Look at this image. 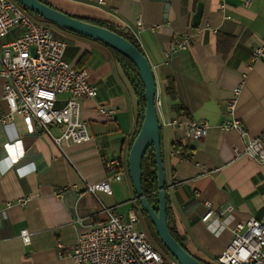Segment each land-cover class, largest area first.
Here are the masks:
<instances>
[{
	"label": "crops",
	"instance_id": "1",
	"mask_svg": "<svg viewBox=\"0 0 264 264\" xmlns=\"http://www.w3.org/2000/svg\"><path fill=\"white\" fill-rule=\"evenodd\" d=\"M43 1L68 16L128 34L149 61L160 101L157 118L170 226L190 255L214 264L229 248L236 223L264 219V164L234 155V148L264 132V61L251 60L252 49L264 45V0H168L165 19V4L153 0ZM198 4L202 15L193 29ZM128 28L137 32L132 35ZM52 31L77 48L72 57L65 52V60L86 70L89 84L98 90L94 100L80 102L91 139L56 145L37 126L31 132L20 116L0 123V264H74L68 254L79 235L105 221L108 213L126 217L134 210L127 159L144 111L137 83L106 46ZM21 34L18 28L9 30L0 38V52ZM183 34L190 36L188 46L166 59L171 43ZM241 82L233 116L246 133L244 139L235 130L220 129L225 105ZM167 83L174 88L173 97L164 91ZM2 85L0 78L4 112ZM65 98L60 97L57 107ZM100 108L111 111V119L99 115ZM175 119L204 121L209 129L203 139L188 140L169 126ZM49 131L54 137L61 134L60 128ZM172 145H181V156L172 154ZM114 154L123 163L121 181L111 184V195L87 193V185L105 177L102 159ZM21 198H28L24 207L16 204ZM205 201L214 211L232 207L219 219L222 225L214 218L201 221ZM23 229L31 234L28 246L19 237Z\"/></svg>",
	"mask_w": 264,
	"mask_h": 264
},
{
	"label": "built area",
	"instance_id": "2",
	"mask_svg": "<svg viewBox=\"0 0 264 264\" xmlns=\"http://www.w3.org/2000/svg\"><path fill=\"white\" fill-rule=\"evenodd\" d=\"M102 3L98 0V4ZM135 26L137 31L142 29L140 18ZM13 28H18L22 34L3 45L0 52L1 101L6 106L4 112L0 111V123L11 121L17 115L22 117L31 132L37 126L56 145L89 141L91 136L80 116V102L94 100L98 90L89 84L87 71L65 60L67 44L56 38L49 26L35 23L13 0H0V38ZM128 30L132 35L137 32ZM189 42L190 36L183 34L171 43V51L165 54V58L169 59L176 50L185 49ZM251 60L264 61L263 44L252 49ZM242 88L241 82L226 103L220 129L224 132L235 130L244 139L246 133L233 116ZM61 96H66L64 105L57 107ZM154 104L158 112L160 101L157 93ZM98 113L105 119H111L109 110L100 108ZM169 126L181 130L185 139L196 141L203 139L209 129L206 122L195 120L175 119ZM51 127L60 128V136L51 135ZM172 154L181 156L179 150H174ZM234 155L264 164V132L234 148ZM101 163L105 170L104 179L87 185L86 192L111 195V184L122 179L123 163L117 154L103 158ZM61 193L59 191L58 194ZM27 203L28 198L16 201L22 207ZM10 204L7 203V206ZM204 206L203 223L214 218L222 225L219 219L224 213L232 211L230 206L214 211L208 201L204 202ZM139 225L140 219L134 210H130L126 217L108 213L105 221L77 237L68 256L74 264H177L174 260L169 262L162 258ZM230 233L229 248L216 257L214 264H264V219L249 218L236 223ZM19 237L24 246L30 244L31 234L26 229L20 231Z\"/></svg>",
	"mask_w": 264,
	"mask_h": 264
},
{
	"label": "water",
	"instance_id": "3",
	"mask_svg": "<svg viewBox=\"0 0 264 264\" xmlns=\"http://www.w3.org/2000/svg\"><path fill=\"white\" fill-rule=\"evenodd\" d=\"M25 11L34 14L45 22L74 35L101 43L128 59L135 67L144 95V111L137 134L132 142L127 159L128 175L141 211L149 218L154 231L166 252L177 264H205L190 255L170 234L167 225V201L164 167L161 158L160 128L157 111L154 104L156 82L154 74L145 55L122 36L97 25L70 17L53 9L39 0H13ZM162 2L164 19L169 8L168 0H153ZM202 15V5L198 4L191 19V27H199ZM152 147L155 168L158 207L155 212L143 194L141 186V165L147 150ZM134 200V201H135Z\"/></svg>",
	"mask_w": 264,
	"mask_h": 264
},
{
	"label": "trees",
	"instance_id": "4",
	"mask_svg": "<svg viewBox=\"0 0 264 264\" xmlns=\"http://www.w3.org/2000/svg\"><path fill=\"white\" fill-rule=\"evenodd\" d=\"M39 1L42 2L43 4L49 6V4H47L45 1H43V0H39ZM49 7H51V6H49ZM70 17H72V16H70ZM73 18H75V17H73ZM75 19H79V18H75ZM79 20H82L84 22H87V23H90V24H94V25L106 28V29H108V30H110V31L122 36L123 38L128 40L133 46H135L137 49L140 50L139 46L137 45V43L135 42V40L132 37H130L128 34L122 32V31H118L113 26L106 25L104 23H99V22H96V21H91V20H84V19H79ZM42 21H44V20H42ZM45 23H47V22H45ZM53 33H54V36L56 38L60 39V37H58L54 31H53ZM70 34H72V33H70ZM111 51L113 52V54L121 62L125 72L128 75L131 74L132 77H133L134 82L137 83V89L139 90V97H140V108L142 110L144 108L143 87H142L139 75H138L134 65L128 59L123 57L122 55L116 53L113 50H111ZM66 52H67V56L68 57H72V55H74L77 52V48L76 47H70V46L68 47L67 46L66 47ZM83 57L84 56L82 55L78 59V61L76 62L77 66L81 65ZM164 91L169 96H171V97L174 96V88H173L171 83H167V84L164 85ZM141 120H142V116L139 119V126H140ZM138 129H139V127H138ZM172 149L173 150L181 149V145H172ZM161 158H162V162H163L162 152H161ZM163 166H164V164H163ZM129 181H130V179H129ZM141 186H142L143 194L146 196L148 203L150 204L151 208L156 212L157 211V207H158V196H157V186H156V168H155V161H154V155H153L152 147H150L147 150V152H146V154H145V156L143 158V161H142V165H141ZM134 200H135V197H134ZM166 201H167V199H166ZM133 209L136 211V213L141 218V220L143 222V225L146 227V229L148 231H150L151 233L155 234L154 228L152 227V225H151V223L149 221V218L141 211L140 205H139V203L136 200L134 201ZM167 225H168V229H169V232L172 235V237L185 249V247L182 244V241L180 240V238L178 237V235L176 234L174 229L170 226V212H169L168 204H167ZM157 242L159 244L158 246L160 248V251H161L160 255L162 254L161 255L162 258L165 259L166 257H169V254L166 252L164 247L161 245V243L158 240V238H157ZM171 260H173V259H171Z\"/></svg>",
	"mask_w": 264,
	"mask_h": 264
},
{
	"label": "rangeland",
	"instance_id": "5",
	"mask_svg": "<svg viewBox=\"0 0 264 264\" xmlns=\"http://www.w3.org/2000/svg\"><path fill=\"white\" fill-rule=\"evenodd\" d=\"M26 13L28 14V16H30V17H32L33 19V21L35 22V23H40V24H46V25H48L49 27H51V29H54V30H56L57 32H60V33H63L62 31H61V29H59V28H57V27H55L54 25H51V24H49V23H45L44 21H42L40 18H38L37 16H35L34 14H31L30 12H28V11H26ZM139 227L147 234V236H148V239L150 240V242L153 244V246L157 249V251L160 253L161 251H160V248H159V244H158V242H157V235H156V233L155 234H153V233H151L150 231H148L147 229H146V227L142 224V223H140V225H139ZM156 235V236H155ZM157 237V238H156ZM159 240V239H158ZM162 255V254H161ZM166 259V261H169V262H171V256L169 255V257H166L165 258Z\"/></svg>",
	"mask_w": 264,
	"mask_h": 264
}]
</instances>
